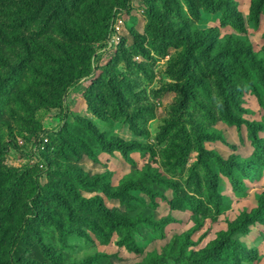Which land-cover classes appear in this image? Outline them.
<instances>
[{
    "label": "rangeland",
    "instance_id": "1",
    "mask_svg": "<svg viewBox=\"0 0 264 264\" xmlns=\"http://www.w3.org/2000/svg\"><path fill=\"white\" fill-rule=\"evenodd\" d=\"M105 2L100 15L104 20L94 26L97 33L92 27L93 33L81 40L60 38L74 44L70 59L78 56V65L88 63L86 76L71 84L68 75L73 67L58 54V59L47 61L46 75L39 76L40 84L33 88L36 93L22 91V101L15 99L0 108V231L13 229L9 201L19 191L20 179L36 176L44 191L66 195L62 183L77 184L70 173L76 167L84 179L90 177L85 186L78 185L83 188L82 197L101 196L110 210L126 211L120 200L103 194L102 181L119 187L138 169L151 165L177 182L176 191L161 187L165 199H157L159 206L153 213L157 221L173 218V222L161 227L141 225L135 234L138 252L122 244L123 232H116L103 244L104 239L92 231H88L89 240L69 237L66 252L78 262L89 259L87 264H193L181 256L209 247L231 221L258 205L264 191V162L255 152L246 124L260 123L258 134L264 141V88L255 68L258 64L264 70V17L255 25L250 20L251 0H233L245 22L246 33L239 34L231 25L221 24L222 14L209 11L206 0ZM76 10L85 12L80 3L70 11ZM36 25L34 20L29 30L31 53L36 51L33 39L40 29ZM229 35L231 44L225 46ZM240 42L257 54L254 64H245L263 103L247 85L241 86L235 101L243 107V122L234 124L220 115L216 62L224 60L228 48L230 62L243 60V53L234 52L240 49ZM15 46L18 54L13 59L26 58L23 43ZM194 125L214 137L203 140L204 148L213 154L201 155ZM185 129L192 136L188 147L181 140ZM94 132L145 147L143 152L131 151V161L121 152L99 145ZM42 134L50 142L46 158L30 149ZM90 150L97 161L90 158ZM76 152L85 154L78 160ZM220 158L230 161L236 185ZM34 159H43V167L33 164ZM207 167L217 175L216 192ZM102 175L105 177L96 179ZM144 198L150 202L149 197ZM197 217L202 222L199 229ZM83 228L91 229L88 223ZM237 239L252 256L251 261L238 260V264H264V225L254 224ZM230 257L228 253L212 263L229 264Z\"/></svg>",
    "mask_w": 264,
    "mask_h": 264
},
{
    "label": "trees",
    "instance_id": "2",
    "mask_svg": "<svg viewBox=\"0 0 264 264\" xmlns=\"http://www.w3.org/2000/svg\"><path fill=\"white\" fill-rule=\"evenodd\" d=\"M206 2L209 11L222 14L223 26L231 25L239 34L246 33L243 16L233 6V0H206ZM78 3L85 12L76 10L71 13L70 10ZM105 6V0H0V43L6 45L0 47V108L15 99L22 101L23 97L20 93L22 91L36 93L33 88L39 86V76L46 75L47 61L58 59V54L63 56L66 65L73 67L74 72L68 75L71 77V84L86 76L88 72L85 66L88 63L78 65V56L70 59L69 50H73L74 44L63 39L73 42L77 39L81 40L83 35L88 36L94 31L97 33L95 27L104 20L100 15ZM86 13H90V16H86ZM262 16L264 17V0H251L250 20L257 25ZM34 20L38 23L36 29L38 27L40 29L36 39H33L36 51L31 53L28 42L32 38L29 37V30ZM87 22L91 23V26L85 28ZM231 38L232 36L229 35L224 40L225 46L229 45ZM19 42L23 43L24 51L28 53H25L26 58L13 59L12 55L18 54L15 45ZM237 44L240 49L234 52L243 53L245 55L243 60H238L237 64L230 62L231 49L228 48L224 60L216 62L220 81L219 92H221L220 115L234 124L243 122V107L235 101L241 86L247 85L263 103L262 95L254 86L245 64V62L254 64L257 54L250 46L242 42ZM255 68L259 70V80L264 88V70L258 64ZM36 74L38 76H35ZM24 106H27V102ZM246 124L255 152L264 162V141L258 134L261 124L256 121H246ZM193 128L197 134L196 142L201 155L213 154L214 152L204 148L203 140L214 137L208 135L199 125H194ZM184 132L181 140L185 141L188 147L192 136L188 129ZM94 137L102 147L119 151L131 161L133 159L129 153L134 150L143 152L145 147L137 141L125 142L116 137L106 138L95 132ZM47 153L44 154V158ZM152 153L155 154V150L152 149ZM84 154V152H76L75 155L79 160ZM89 156L93 161H97L96 153L92 152ZM220 162L229 170L231 181L236 185L238 180L231 171L230 161L220 158ZM71 168L70 173L77 184L61 182L66 195L59 191H44L40 188L36 176L20 179V189L14 194V199L9 201L10 213L13 214V223H11L13 229L11 232L0 231V264H87L90 262L89 259L78 262L67 254L66 249L70 248L69 237L72 235L89 240L88 231L94 232L100 240L104 239L101 240L105 241L102 242L103 244L109 243L116 232H123L125 237L122 244L138 252L135 234L141 225L161 227L173 222V218L157 221L153 215L159 206L157 199H165L163 187L177 190V182L165 177L159 169L147 165L143 170L138 169L135 174L115 188L105 184L103 180L101 188L103 194L109 199L120 200L127 208L126 211H112L104 204L101 196L92 199L82 197L78 185L85 186L90 177L86 176L88 179H84L78 168ZM207 170L211 188L216 192L217 175L211 167H207ZM103 177L105 175L97 176L96 179ZM144 196L149 197L150 202ZM84 223H88L91 229L85 230ZM195 223H197L196 229L202 227L198 217ZM256 223L264 225V191L258 197V205L250 212H243L231 221L228 230L221 232L209 247L190 256L181 257L193 264H213V261H221L229 253L231 254L229 264H238V260L251 261L250 251L240 244L237 236L248 234L250 227Z\"/></svg>",
    "mask_w": 264,
    "mask_h": 264
},
{
    "label": "built area",
    "instance_id": "3",
    "mask_svg": "<svg viewBox=\"0 0 264 264\" xmlns=\"http://www.w3.org/2000/svg\"><path fill=\"white\" fill-rule=\"evenodd\" d=\"M49 139L47 137V135H41V137L39 138V140L34 141V144L32 145V148L34 150V154L41 157V154H45L46 152H48L50 145H49ZM43 159L39 160H32L33 164L39 165L41 168L43 167Z\"/></svg>",
    "mask_w": 264,
    "mask_h": 264
}]
</instances>
